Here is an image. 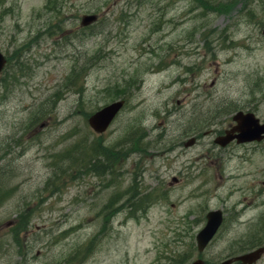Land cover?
<instances>
[{
  "label": "rangeland",
  "instance_id": "obj_1",
  "mask_svg": "<svg viewBox=\"0 0 264 264\" xmlns=\"http://www.w3.org/2000/svg\"><path fill=\"white\" fill-rule=\"evenodd\" d=\"M263 29L264 0H0V142L19 140L0 153V264H221L256 249L264 142L226 162L212 137L180 144L203 123L227 129L236 111L264 121ZM117 100L125 108L97 135L88 117ZM77 149L91 156L70 165ZM94 158L104 171L89 172ZM235 205L248 208L198 255L207 212Z\"/></svg>",
  "mask_w": 264,
  "mask_h": 264
},
{
  "label": "water",
  "instance_id": "obj_2",
  "mask_svg": "<svg viewBox=\"0 0 264 264\" xmlns=\"http://www.w3.org/2000/svg\"><path fill=\"white\" fill-rule=\"evenodd\" d=\"M96 20L95 16H85L83 17L81 24L83 26L90 25L92 22ZM264 35V30H263ZM5 59L0 53V72L5 66ZM124 102L118 101L112 103L98 112L91 115L88 119L89 126L96 133H103L106 131L108 126L111 124L112 120L119 113L121 108L123 107ZM234 120L237 122V126L233 129V131H239L240 140L241 141H251L258 140L260 141L264 137V124H260L259 120L254 117L253 114H243L238 113ZM228 139H225L224 142H227ZM219 143V140H216ZM224 145V144H222ZM221 224V213L220 211L210 212L207 215V224L206 226L198 233L196 236V244L197 250L199 253H202L208 243L212 240L213 236L217 232L219 226ZM264 252V248L257 249L253 252L245 254L243 256L236 257L234 261H240L243 264H253L257 262L261 255ZM231 261H227L224 264H230ZM191 264H204L202 260H196Z\"/></svg>",
  "mask_w": 264,
  "mask_h": 264
},
{
  "label": "flooded vegetation",
  "instance_id": "obj_3",
  "mask_svg": "<svg viewBox=\"0 0 264 264\" xmlns=\"http://www.w3.org/2000/svg\"><path fill=\"white\" fill-rule=\"evenodd\" d=\"M232 125H234V124L231 122L230 127H228L227 129H225L223 131H184V138L182 139L181 144H180V145H183V147H184V149L182 148V152L185 153L186 151L191 150L194 147H196L201 142V139L212 137V139H213L212 149L215 146L217 148V151L220 153L218 161L226 162L229 158L237 157L234 155V152H236V149H245V150L249 149L250 151H252V150H256L258 145H260L264 142V140H263L261 143H258L256 141L239 143L237 141V139L235 138V139L230 140L225 145L217 146L214 143V140L217 137H222V136H227V135L232 136V137L235 136L236 132L230 131L231 128L233 127ZM175 145H179V144L177 142H175ZM236 153H238V152H236ZM238 154H240V153H238ZM248 176H251V174H249ZM173 180L175 182H178L176 185H178L180 182V179H178V178H173ZM247 186H249L250 189H251V187L252 188L254 187V185H252V184H247ZM236 191H238V188H236ZM235 206L237 208H234L232 210V212H229V211L225 210L224 208L220 209L221 210L222 223H221L219 231H221L224 227H227V225L230 226V224L234 220H237V214L235 212L238 211L240 214L243 215V213L248 208V207L241 208L240 205H235ZM257 229H258V227L254 229V232L252 234H250V238L247 241V242H249V246L258 247L259 245L262 244V242L261 241L259 242L257 239V236H256ZM262 241H264V238L262 239ZM247 245H248V243H247ZM243 254H245V253H243Z\"/></svg>",
  "mask_w": 264,
  "mask_h": 264
},
{
  "label": "trees",
  "instance_id": "obj_4",
  "mask_svg": "<svg viewBox=\"0 0 264 264\" xmlns=\"http://www.w3.org/2000/svg\"><path fill=\"white\" fill-rule=\"evenodd\" d=\"M86 29L87 28H83L84 31H86ZM9 64H10V62L7 63L6 69L4 71L3 77L5 76V78L4 79H3V77L0 78L1 85L4 82H6L7 79L9 78V76H10L8 74V72H7L8 68L10 67ZM76 74H77V72L74 71V79H75ZM42 114L43 113H39L36 117H34V123H37L36 120H38L39 118H41V115ZM42 116H44V115H42ZM32 125H33V118L30 121V127H32ZM27 129H29V128H27ZM13 144L15 146H19V140L18 139H13V140H10V141H6L5 140L2 143L0 142V153L3 152L4 155L6 153L7 154L10 153V151H11V149H10L11 147L10 146L13 145ZM94 152H96V151H94ZM95 154H97V153H95ZM18 155H19V153H18ZM75 155H77L78 157H80L82 160H85L87 157H90L91 156V153L90 152H86L85 150H82V149L81 150L80 149H77V150L71 151V154L69 155L70 165L76 164L79 161L76 158H74ZM97 158H99V160H100L101 155H97ZM97 158H94V161L95 162H94L93 167L91 166V168H89L90 169L89 172H92L94 174H95V172H97L99 170H103L104 171V169H106L101 162L97 161ZM86 162L89 163L88 160ZM89 166H90V164H89ZM9 177H10L9 174H7L6 172H4L3 167H0V205L2 204V202L6 198L9 197V194H10L9 192H7V194H6L5 185L3 184L4 180L10 179ZM62 180H64V178L62 177V175L59 174V173H57V171H54L52 173V175H51V180H49L48 183H47V186L51 185L55 189H57L58 188V184H60L62 182ZM137 199L139 200L140 197L137 198Z\"/></svg>",
  "mask_w": 264,
  "mask_h": 264
},
{
  "label": "bare ground",
  "instance_id": "obj_5",
  "mask_svg": "<svg viewBox=\"0 0 264 264\" xmlns=\"http://www.w3.org/2000/svg\"><path fill=\"white\" fill-rule=\"evenodd\" d=\"M9 179L4 180L3 184L6 185L8 183Z\"/></svg>",
  "mask_w": 264,
  "mask_h": 264
}]
</instances>
